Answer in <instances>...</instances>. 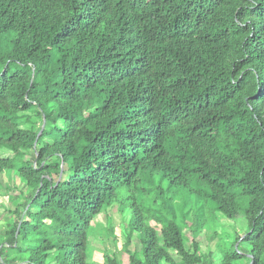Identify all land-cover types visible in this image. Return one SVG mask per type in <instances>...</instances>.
Listing matches in <instances>:
<instances>
[{
    "label": "trees",
    "instance_id": "obj_1",
    "mask_svg": "<svg viewBox=\"0 0 264 264\" xmlns=\"http://www.w3.org/2000/svg\"><path fill=\"white\" fill-rule=\"evenodd\" d=\"M1 150L0 264H88L113 205L127 264H264V0H0Z\"/></svg>",
    "mask_w": 264,
    "mask_h": 264
},
{
    "label": "rangeland",
    "instance_id": "obj_2",
    "mask_svg": "<svg viewBox=\"0 0 264 264\" xmlns=\"http://www.w3.org/2000/svg\"><path fill=\"white\" fill-rule=\"evenodd\" d=\"M10 156L6 151H0V157ZM27 158V157H26ZM0 233L4 229L5 220L13 218L10 211L20 203V199H10L9 195L16 196L25 189L24 184L11 173L0 174ZM9 189V192L6 190ZM212 227L204 229L199 237L200 247L205 252L210 250L215 252L216 244L222 240L230 242L236 236L241 235L247 228L246 220L241 215H236L233 219H227L220 214H214ZM129 218L128 210L120 213L117 205L107 208L99 213L92 221V234L89 235L88 264H106L105 255L114 258L120 264H127V250H137L139 247L136 234L131 236L129 245L124 247L125 226ZM155 226L153 222H150ZM212 236V237H211Z\"/></svg>",
    "mask_w": 264,
    "mask_h": 264
}]
</instances>
